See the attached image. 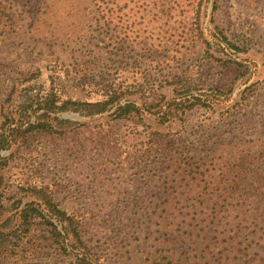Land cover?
I'll return each instance as SVG.
<instances>
[{"label": "trees", "instance_id": "1", "mask_svg": "<svg viewBox=\"0 0 264 264\" xmlns=\"http://www.w3.org/2000/svg\"><path fill=\"white\" fill-rule=\"evenodd\" d=\"M219 2L0 0V36L5 39H15L18 32L22 38L31 34V39L40 28L38 23L51 28L46 30L50 39H58L54 33L57 19L47 9L64 5L61 35L74 33L86 59L75 58L70 67L61 64L57 70L73 88L97 96L62 99L53 81L50 87L38 81L37 68L20 87L13 86L1 103L0 264H98L88 238L94 234L86 233L82 216L59 208L46 186L26 183L9 189L4 171L30 134L62 136L94 120L144 127V137L156 144L154 152L169 155L173 145L166 138L171 130H181L183 117L217 109L228 94L212 85H192L186 75L188 65L182 70L184 60L175 59L177 49L182 57L208 55L215 66L226 70L241 67L230 57L209 55L208 37L216 41L213 54L224 48L242 52L217 24L208 35L203 33L201 19L208 5V23L213 24ZM88 39L95 42L90 44ZM155 39L167 40L155 43ZM107 46L112 49L111 59L103 51ZM258 90L252 106L235 101L217 127L195 126L193 133L203 147V157L191 150L195 154L186 166L194 176L200 174L195 172L212 147L210 164L218 165L217 176L203 173L200 181L184 187L176 184L178 174L163 178L159 195L168 197L161 208L154 207L144 234L153 250L144 257L133 251L132 264H264V87ZM239 126L248 132L237 134Z\"/></svg>", "mask_w": 264, "mask_h": 264}, {"label": "rangeland", "instance_id": "2", "mask_svg": "<svg viewBox=\"0 0 264 264\" xmlns=\"http://www.w3.org/2000/svg\"><path fill=\"white\" fill-rule=\"evenodd\" d=\"M209 9L208 5L206 17L201 19L204 35H208L212 25L217 24L222 34L242 49L240 53H233L224 48L223 52L213 54L211 51L215 49L216 41L208 37L211 41L209 55L230 57L241 63V67L226 70L215 66L208 55L204 58L201 53L182 57L179 54L181 49H177L175 59L184 60L182 70L188 65L186 75L191 78L192 85H212L228 90V94L227 101L217 109L193 111L183 117L181 130H171V136L166 138L173 145L169 155L161 157L154 152L156 144L151 138L144 137L147 134L143 132L144 127H133L127 122L94 120L62 136L30 134L25 146L14 151V157L4 171L9 189L26 183L46 186L59 208L82 216L87 222L86 233L91 231L92 236L94 234L92 238L87 234L85 237L90 239L98 264H132L129 257L133 251L144 257L145 252L153 250L144 234L154 207L159 205L161 208L168 197L159 195L163 178L178 174L176 184L184 187L200 181L203 173L217 176L218 165L210 164L212 147L207 148V157L195 172L200 174L194 176V171L186 166L195 153L203 157V147L193 133L195 126L204 123L212 124L211 129L217 127L235 101L250 107L253 96L264 87V0H220L213 24L208 23ZM47 10L57 19L54 33L58 39L49 38L47 31L51 28L43 27V23H38L40 28L31 39V34L22 38L20 32L15 39L0 36V105L11 88L20 87L27 77L36 73L37 68L40 70L38 81L49 87L53 81L52 86L62 99H97L92 93L73 88L63 79L62 71L57 70L61 64L70 67L75 58L79 61L86 58L83 56L84 47L80 39L74 38V33L71 37L61 35L65 31L64 5L56 4L52 10L49 7ZM88 40L90 44L95 42V39ZM165 40L155 39V43ZM175 40L182 43L180 39ZM103 51H106V58L111 59V47L107 46ZM47 76L50 77L47 79ZM211 129L204 133L203 139L205 135L209 136ZM247 132L244 126L238 127L237 134L243 136ZM147 147H150L148 158L145 154ZM160 162L164 164L160 165ZM181 170H184L183 174Z\"/></svg>", "mask_w": 264, "mask_h": 264}]
</instances>
